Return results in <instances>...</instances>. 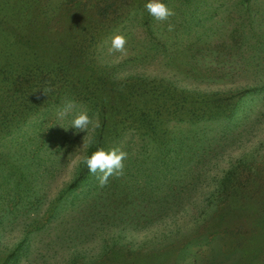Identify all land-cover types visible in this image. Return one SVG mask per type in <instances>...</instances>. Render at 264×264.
I'll return each mask as SVG.
<instances>
[{"label":"trees","instance_id":"16d2710c","mask_svg":"<svg viewBox=\"0 0 264 264\" xmlns=\"http://www.w3.org/2000/svg\"><path fill=\"white\" fill-rule=\"evenodd\" d=\"M159 2L174 12L166 21L149 14L145 7L149 0H0V264H16L34 254V234L44 229L46 221L45 215L30 213L36 202L32 205L27 193L37 191L35 182L44 172L40 170L43 150L52 136L48 133L59 131L49 122L67 101L91 116L98 114L101 126L92 133L86 157L97 149H117L111 144L119 142L122 127L142 133L145 148L155 151L152 168L143 173L146 185L139 189L150 205L140 211L126 209L119 199L114 204L104 192L109 185L94 187L109 206L115 205L112 218L127 225L129 213L134 222H149L154 215L164 214L166 200L159 183L173 175L174 164L185 161L183 156L197 164L196 157L204 151L198 139L205 134L203 124L232 122L245 112L251 98H264L262 27L252 45L243 32L239 41L240 36H232L227 45H212L206 40L211 28L205 24L207 16L216 13L212 11L215 0ZM247 20L240 24L247 23L250 30L262 23L259 17L252 21L248 15ZM116 36L126 40L123 52L117 51L123 56L116 52L115 59L104 57L101 46ZM244 48L256 53L246 56ZM237 66L252 68V77L235 87ZM247 69L240 76L250 72ZM31 121L38 124L27 131ZM71 132L61 131L67 137ZM80 134L76 131L75 136ZM67 139L56 146L69 148L74 143ZM54 155L51 164H59ZM81 165L72 187L91 174L85 162ZM132 172L127 167L128 176ZM235 173L227 172L221 190L232 184ZM111 178L130 183L126 174L123 179L110 176L107 183ZM247 180L239 177L237 183L245 190L251 185ZM211 202L207 212L215 209V200Z\"/></svg>","mask_w":264,"mask_h":264},{"label":"rangeland","instance_id":"374dc122","mask_svg":"<svg viewBox=\"0 0 264 264\" xmlns=\"http://www.w3.org/2000/svg\"><path fill=\"white\" fill-rule=\"evenodd\" d=\"M215 1L212 11L216 9V13L207 16L205 24L206 28H211L206 32L208 43L227 45L232 36H240L237 41L241 40L243 32L250 36L252 45L260 27L264 33V0ZM248 15L252 21L259 17L262 23L252 30L247 23L240 24L245 20L249 22ZM134 31L141 32L139 28ZM242 50L246 56L256 53L254 49ZM100 52L106 58L123 56L112 48L110 40L105 42V47L101 46ZM243 68L247 69L237 66L233 71V76L238 77L235 87L251 80L252 68L240 76ZM79 110L84 109L77 105L76 111ZM244 110L232 122L203 124L205 134L198 139L201 141L199 149L204 151L196 157L197 164L193 165L183 156L185 161L174 164L173 175L159 183L166 200L164 214L154 215L149 222H134L129 213L127 225L112 218L115 205L109 206L105 196L95 191L99 173L86 176L77 187H72L81 175L79 166L86 158L89 145L84 137L87 133L75 136L76 131L72 129L70 137L63 136L61 131L70 126L72 115L58 119V111L55 112L49 125L56 124L59 131L55 135L48 133L52 136L44 147L40 167L44 176L35 182L37 191L27 193L32 205L36 202L34 209L29 207L30 213L45 215V227L34 234V254L16 264H264V185H261L264 184V98L253 101L251 98ZM37 124L31 121L26 130L33 131ZM122 130L119 142L111 146L127 154L120 177L123 179L126 174L130 183H116L111 178L104 192L110 195L112 202L119 199V204L126 209L132 211L136 207L140 211L146 204L150 205L139 189L146 185L143 173L152 168L150 161L155 151L145 148L146 138L142 133L123 127ZM67 138L74 143L69 144V148L56 146V142L63 143ZM52 153L60 158L59 164H51ZM169 153L173 158L176 156L172 151ZM127 167L138 174L141 172L140 176L133 172L128 176ZM233 170L236 173L232 184H228L227 190H221L222 179ZM179 175L185 176L179 178ZM239 177L244 181L248 178L249 192L237 183ZM64 189L66 193L61 196ZM211 199L216 206L207 212L213 203Z\"/></svg>","mask_w":264,"mask_h":264},{"label":"clouds","instance_id":"9594fccd","mask_svg":"<svg viewBox=\"0 0 264 264\" xmlns=\"http://www.w3.org/2000/svg\"><path fill=\"white\" fill-rule=\"evenodd\" d=\"M147 11L154 19L158 21H166L169 17L174 15V12L169 9L164 3L159 0H149L145 5ZM172 25H169V30H172ZM126 40L122 36L114 37L112 41V48L115 51L123 52ZM77 105L74 101H67L63 107L57 112L58 119H65L72 115L70 126L67 128L74 129L79 132H86L87 135L84 139L88 143H93L92 133L100 128V121L98 114L89 115L86 109L76 111ZM74 113V114H73ZM66 129V130H67ZM127 158V154L118 149L105 151L104 149H97L90 157H86L84 162L92 175L97 176L101 187L105 186L110 176H121L123 174L124 164L123 161Z\"/></svg>","mask_w":264,"mask_h":264}]
</instances>
